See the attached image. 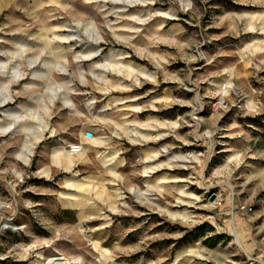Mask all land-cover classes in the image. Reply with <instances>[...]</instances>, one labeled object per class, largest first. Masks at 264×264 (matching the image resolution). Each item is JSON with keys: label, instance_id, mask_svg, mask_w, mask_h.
<instances>
[{"label": "rangeland", "instance_id": "1", "mask_svg": "<svg viewBox=\"0 0 264 264\" xmlns=\"http://www.w3.org/2000/svg\"><path fill=\"white\" fill-rule=\"evenodd\" d=\"M3 98L0 264H264V0H0Z\"/></svg>", "mask_w": 264, "mask_h": 264}, {"label": "water", "instance_id": "2", "mask_svg": "<svg viewBox=\"0 0 264 264\" xmlns=\"http://www.w3.org/2000/svg\"><path fill=\"white\" fill-rule=\"evenodd\" d=\"M87 134H88V133H87ZM214 197H215V193L211 192V193L209 194V200H213Z\"/></svg>", "mask_w": 264, "mask_h": 264}, {"label": "crops", "instance_id": "3", "mask_svg": "<svg viewBox=\"0 0 264 264\" xmlns=\"http://www.w3.org/2000/svg\"><path fill=\"white\" fill-rule=\"evenodd\" d=\"M5 101V98H3L2 100H0V105H2Z\"/></svg>", "mask_w": 264, "mask_h": 264}, {"label": "built area", "instance_id": "4", "mask_svg": "<svg viewBox=\"0 0 264 264\" xmlns=\"http://www.w3.org/2000/svg\"><path fill=\"white\" fill-rule=\"evenodd\" d=\"M241 208H245V206L243 205Z\"/></svg>", "mask_w": 264, "mask_h": 264}]
</instances>
